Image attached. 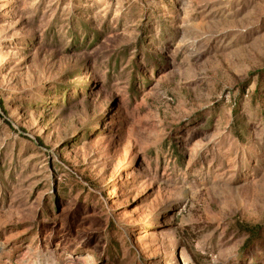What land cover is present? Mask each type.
Instances as JSON below:
<instances>
[{"label": "rangeland", "instance_id": "1", "mask_svg": "<svg viewBox=\"0 0 264 264\" xmlns=\"http://www.w3.org/2000/svg\"><path fill=\"white\" fill-rule=\"evenodd\" d=\"M0 264H264V0H0Z\"/></svg>", "mask_w": 264, "mask_h": 264}, {"label": "trees", "instance_id": "2", "mask_svg": "<svg viewBox=\"0 0 264 264\" xmlns=\"http://www.w3.org/2000/svg\"><path fill=\"white\" fill-rule=\"evenodd\" d=\"M248 232H249L250 234H253V232H254V231H253V230H252V231H251V230H249Z\"/></svg>", "mask_w": 264, "mask_h": 264}]
</instances>
